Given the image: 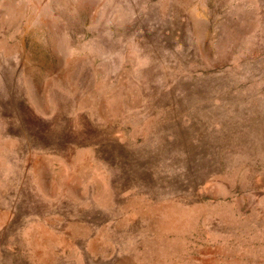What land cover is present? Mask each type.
<instances>
[{
	"label": "rangeland",
	"instance_id": "obj_1",
	"mask_svg": "<svg viewBox=\"0 0 264 264\" xmlns=\"http://www.w3.org/2000/svg\"><path fill=\"white\" fill-rule=\"evenodd\" d=\"M0 264H264V0H0Z\"/></svg>",
	"mask_w": 264,
	"mask_h": 264
}]
</instances>
